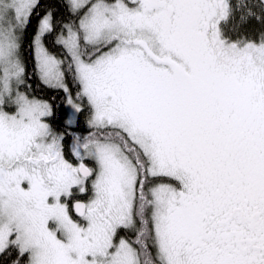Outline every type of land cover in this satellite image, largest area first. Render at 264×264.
Masks as SVG:
<instances>
[{"label": "snow or ice", "instance_id": "6c2138e0", "mask_svg": "<svg viewBox=\"0 0 264 264\" xmlns=\"http://www.w3.org/2000/svg\"><path fill=\"white\" fill-rule=\"evenodd\" d=\"M40 8L0 0V264H264V0Z\"/></svg>", "mask_w": 264, "mask_h": 264}, {"label": "trees", "instance_id": "16d2710c", "mask_svg": "<svg viewBox=\"0 0 264 264\" xmlns=\"http://www.w3.org/2000/svg\"><path fill=\"white\" fill-rule=\"evenodd\" d=\"M53 3V0H41V8L37 9L39 12H43V9L50 6ZM35 18H33L32 21V26H35ZM32 28L30 27L29 33H31ZM50 39V38H49ZM25 52H26V59H27V65H28V71H29V83L32 85V93L33 95L43 98V99H48L51 100L53 97H55L54 103L56 105H61L60 108H57V114L60 115L63 113L64 109L62 106V101H63V94L61 91L50 89L46 86H44L40 81L38 80L37 76L33 75L32 69H33V64L34 62L30 58V52L27 49V42H26V47H25ZM86 114L82 115L80 117V124L79 127L76 129L77 132H80L81 134H86V125L84 124V119H85ZM51 122L53 123V127L56 128L59 131H63V125L57 117H53ZM71 141V137L66 138L65 144L66 147L69 145L68 142Z\"/></svg>", "mask_w": 264, "mask_h": 264}, {"label": "rangeland", "instance_id": "374dc122", "mask_svg": "<svg viewBox=\"0 0 264 264\" xmlns=\"http://www.w3.org/2000/svg\"><path fill=\"white\" fill-rule=\"evenodd\" d=\"M41 14H42V12H41ZM36 21V20H35ZM30 58L32 59V61L34 62V60H33V54L30 52ZM62 92V91H61ZM62 94H63V92H62ZM63 96H64V94H63ZM69 144L71 143V141L70 142H68Z\"/></svg>", "mask_w": 264, "mask_h": 264}]
</instances>
